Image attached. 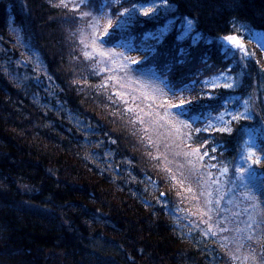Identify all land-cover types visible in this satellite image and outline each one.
Returning <instances> with one entry per match:
<instances>
[{"label": "trees", "instance_id": "1", "mask_svg": "<svg viewBox=\"0 0 264 264\" xmlns=\"http://www.w3.org/2000/svg\"><path fill=\"white\" fill-rule=\"evenodd\" d=\"M80 2L0 0V264H264V0ZM109 20L148 32L162 87L115 89L93 40ZM238 165L261 188L236 210Z\"/></svg>", "mask_w": 264, "mask_h": 264}, {"label": "snow or ice", "instance_id": "2", "mask_svg": "<svg viewBox=\"0 0 264 264\" xmlns=\"http://www.w3.org/2000/svg\"><path fill=\"white\" fill-rule=\"evenodd\" d=\"M113 3L117 7H119L120 4H121V0H113ZM61 4H62V6L67 7L66 4H63V0H61ZM87 5H88V0H81L80 4L77 5V7H86ZM132 10L133 11L135 10V4H133ZM141 11H142V13L144 15H148V13L152 12V9L148 8L147 11H144L143 9H141ZM127 12H129V9H127V8L123 9L119 13V17L122 18L124 16V14L127 13ZM118 23H119V20L117 21V24ZM110 28H113L111 20H109L108 24L105 27V33H107V34L105 35V33H101V35H103L104 38H105V42H112L111 32L108 31V29H110ZM190 28H191V20H188L186 25H185V33H187L190 30ZM178 39H180V37H178ZM93 40L95 41V34H93ZM223 41L229 42L232 46H234L235 50H239L242 53L246 54V50L244 49L243 44L239 42L237 36H235V35L225 36V37H223ZM93 47H95V43L93 44ZM135 50L136 51H141L140 49H135ZM229 50L233 51V55L235 54V51L233 49H229ZM187 54L188 53L186 52L185 49L180 48L172 55V59L176 63H181L182 64V63H184V57ZM119 55L122 56L123 54L121 53ZM124 60H125V65H124L125 67L128 64L135 65L136 67H140L147 60V57L142 55V59L139 62H137L136 60H129L127 57H124ZM220 75H224V73L222 72V73H220ZM181 83H182V81L177 82L174 87H168L167 85H165V87H167V91L169 93H171V96L173 98H175V95H176L177 91L183 92V91L187 90V89H183V88L180 87ZM197 83H199V82H197ZM213 87H215V85H213ZM224 87L225 88H229V87H232V85H230L228 83H225ZM205 96L208 97L207 101H205V99H204ZM206 102L211 104V102H212L211 96L209 94H207V93H202L201 96L194 97L193 99H183V98H181L179 100L178 104L169 103L167 107L168 108H178L180 110L178 112V115H185L186 116L188 114V112L197 111V110L202 109ZM165 113L167 114V108H165ZM240 118H241V114L240 113H236L235 115L232 116L233 120H237V119H240ZM220 119L222 120L223 117H220ZM190 120H191V124H195V123L198 122L195 117H190ZM182 123H183L184 127H190L191 126V124H189L188 120H185ZM212 130L213 131H219L221 133H231L232 132L231 127H227V126L226 127H221L219 129H214L213 128ZM195 131L197 133H199L201 131L209 132V128L208 127L197 128ZM204 143L208 144L209 143L208 139H205ZM211 150H212V152H215L217 149H216V147H212ZM204 155L207 156L208 153L205 152ZM252 155H253V153H252L251 149H248V156H247L248 160H251L252 163H259L260 162L259 159L252 160ZM213 159H215V157H213ZM233 163H235V162L233 161ZM224 170L227 171L226 168ZM249 172H251V169L246 170L243 167V165L236 166L235 175H236L237 180L241 181V186L247 187V185L243 184V180H244V177Z\"/></svg>", "mask_w": 264, "mask_h": 264}, {"label": "rangeland", "instance_id": "3", "mask_svg": "<svg viewBox=\"0 0 264 264\" xmlns=\"http://www.w3.org/2000/svg\"><path fill=\"white\" fill-rule=\"evenodd\" d=\"M228 44H230L229 42H227ZM231 45V44H230ZM234 48V47H233ZM192 181V180H191ZM244 185H247V187H244V186H240V187H237V192L236 193H234V194H232L229 198H228V204L226 203L225 205L228 207V206H230V207H234L236 210H238L237 208H236V206L238 205V203H239V200H237L238 198H244L242 195H243V193L241 192V190H238V188H241L242 190H244L245 192H246V194L248 195V196H250V195H252V196H256L257 195V192H258V190H259V188H261L260 187V185H259V183L258 182H251L250 180H249V178H246L245 180H244ZM191 186H196V184L195 183H192L191 184ZM236 188H234V190H235ZM229 211H231V208L229 209ZM232 212V211H231ZM233 213V212H232Z\"/></svg>", "mask_w": 264, "mask_h": 264}]
</instances>
